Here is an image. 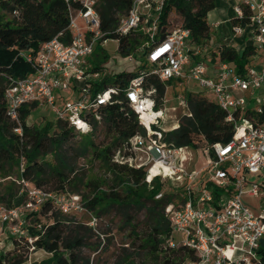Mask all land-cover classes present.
Returning <instances> with one entry per match:
<instances>
[{
  "label": "built area",
  "instance_id": "1",
  "mask_svg": "<svg viewBox=\"0 0 264 264\" xmlns=\"http://www.w3.org/2000/svg\"><path fill=\"white\" fill-rule=\"evenodd\" d=\"M70 10L69 31L71 41L63 43L58 37L43 44L37 51H20L19 55L29 63L33 71L20 78H11L5 91L8 115L19 121L20 109L32 103L52 106L53 112L68 121L83 134L91 130L86 116L95 113L112 101L114 94L124 93L125 101L137 114L146 130V136L137 134L129 139L123 150L114 155V162L143 169L149 183L154 178L168 181L173 188L184 191L183 199L166 208L173 236L171 248H188L195 252L197 260L183 264H252L264 239V210L256 214L245 205L242 198L260 195L264 185L250 180V174L264 171V101L252 106V98L264 88V0H242L235 8L242 18L244 9L250 13L256 62L239 74L233 63L222 62L213 74L205 63L194 59L188 48L191 31L182 26L169 29L164 39L156 40L160 15L167 0H136L130 13L120 19L116 33L127 35L139 28L150 37L147 63L151 70H142L123 88H106L96 96L93 84L100 78L94 72L90 57L97 45L107 40L101 29V18L96 8L97 0H65ZM79 3V8H73ZM241 34L243 29L235 27ZM263 53V58H261ZM255 63V64H254ZM156 76L164 83L176 80H193L209 92L217 104L227 112V120L234 124L236 136L226 144H214L206 148L207 163L200 170L188 172L192 158L186 153L188 147H177L164 140L165 98L157 108V90L145 87L147 79ZM168 90V85H167ZM77 95L74 102L67 101L63 111L56 106L62 93ZM61 93V94H59ZM258 98V97H256ZM179 107L186 108L190 116L187 95L178 96ZM248 112H251L249 115ZM15 132L22 135L21 127ZM214 151L215 158L209 156ZM20 175L22 166L18 169ZM23 197L20 204L7 209L0 206V260L9 252L8 244L29 245V255L37 251L34 246L39 235L31 234L30 228L39 233L45 231L44 223L33 222L35 214L48 217L41 210L50 204L53 210L64 215L87 213L84 199L77 194L56 193L44 187H34L23 178ZM218 190L219 195L215 192ZM159 194L157 198H161ZM92 217L90 226L98 225ZM182 234L176 241V234ZM26 261V262H27Z\"/></svg>",
  "mask_w": 264,
  "mask_h": 264
},
{
  "label": "trees",
  "instance_id": "2",
  "mask_svg": "<svg viewBox=\"0 0 264 264\" xmlns=\"http://www.w3.org/2000/svg\"><path fill=\"white\" fill-rule=\"evenodd\" d=\"M136 0H97L96 8L101 18V29L106 40H117L119 53L130 57L143 50L142 57L147 63L150 37L141 28L121 36L116 33L120 19L127 16ZM218 0H167L160 15L159 30L156 40L164 39L169 30V18L176 12L182 18V26L191 31V40L200 45L210 38L211 27L208 15L216 9ZM73 8H79L74 3ZM70 10L65 0H0V174L3 179H9L8 185L0 184V206L7 209L21 203L22 186L13 180L15 170L22 166L21 178L34 187H44L56 193L77 194L86 202L87 214L97 217L117 214L122 216L124 225L129 227L133 248L146 253L148 264H183L188 260H197L195 252L188 248H171L168 245L173 236L166 208L173 202L183 199L184 191L175 189L168 181L154 178L147 181L146 172L128 165L114 162V155L130 138L141 134L146 136V130L138 120L137 114L125 101L124 93L114 94L112 101L102 106L98 114L104 119L124 125L121 130L123 139L114 144L98 145L91 136V130L83 134L68 121L57 118L48 121L43 126H33L28 123L32 112L40 105L27 104L20 109L19 121H14L8 115L5 91L11 78L25 77L33 71L32 66L20 57V51H37L43 44L58 37L63 43L69 44ZM233 28L241 27L244 31L250 24V13L244 9L242 18L235 17ZM99 45L96 46L95 56ZM102 52L103 59L107 56ZM256 48L252 45L244 47L240 53L233 47L222 44L213 51L215 58L222 62L233 63L239 74H244L252 63ZM91 62V61H90ZM94 72L101 71V62L93 65ZM138 75V72L124 71L105 77L93 84L94 96L106 88H125ZM167 83L156 76L147 79L145 87H155L157 90V108L163 106L167 92ZM187 102L190 116L181 118L179 127L163 134L164 140L177 147H188L195 150L220 143L226 144L236 136L234 124L227 120V112L217 102L200 93L187 92ZM251 112H248L249 115ZM91 125L95 122V113L86 116ZM22 128V135L15 132ZM80 135L77 147H74L75 160L90 156L100 162L104 170L111 174L112 184L104 189L103 180L84 182L78 179L72 159L64 147ZM50 158V159H49ZM73 176V177H71ZM88 189V193L82 192ZM50 185V187H48ZM162 194L161 198H157ZM219 195L218 190L215 192ZM48 215L50 223L44 225L45 231L39 233L30 228L31 234L39 239L34 246L44 250L50 257L39 264H91L90 259L82 257L80 250L87 244L82 234L84 229L75 219H69L53 210L47 204L41 210ZM143 214L144 219L137 221L136 216ZM33 222H40L41 217L35 214ZM69 223H75L78 228L72 229ZM87 230L91 231L92 228ZM13 250L9 251L0 264H24L29 255V245L18 243L14 239ZM130 257L124 264H135ZM143 264V263H142ZM252 264H264V239L257 250V258Z\"/></svg>",
  "mask_w": 264,
  "mask_h": 264
},
{
  "label": "rangeland",
  "instance_id": "3",
  "mask_svg": "<svg viewBox=\"0 0 264 264\" xmlns=\"http://www.w3.org/2000/svg\"><path fill=\"white\" fill-rule=\"evenodd\" d=\"M169 21V29L176 28L182 24V18L176 12L171 14ZM101 47L107 56L106 59H103L102 55H100L102 52V50H100ZM118 48V41L109 39L104 45H99L95 56L90 57L89 60L93 65L101 62L99 81L105 77H112L115 74L128 70L134 72L151 70V66L144 62V58L142 57L143 50L137 51L136 54L130 57H123L119 53ZM215 49L213 48L208 54L213 55ZM261 58H263V53H261ZM204 63L208 65L210 64V61L207 60L204 61ZM187 92H193L196 94L200 93L213 100V96L198 86L193 80H184L183 85H180L176 80H172L168 83V90L166 92L164 104L165 119L162 123L164 129L171 130L176 128L181 118L187 114L186 108L179 107L178 100V96H184ZM76 98L77 95L66 92L62 93L61 96H58L57 98L56 106L64 111L66 109V102H74ZM263 101L264 88L257 91V95L252 98L250 103L254 107L261 104ZM57 118L58 117L53 112L52 106L43 104L32 112L28 119V123L33 126H43L48 121H56ZM123 128L124 125H119L111 120L104 119V117H100L99 119H95V122L91 125V136L98 145L114 144L123 139V134H121ZM79 139L80 135L73 142H69L64 147L67 155L73 160L72 164L75 168V173L78 179L83 180L84 182L93 179L99 181L103 180V188L108 189L112 184L113 177L104 170L100 162L94 160L90 156L80 157L78 160H75L74 147H77V141H79ZM122 144L123 143H120L118 145L121 150L124 148V145ZM186 153L192 158L187 170L188 172L200 170L206 165L207 155L204 150L187 148ZM209 156L215 158L214 151H210ZM20 178L21 175L17 169L13 175V180L19 183ZM249 178L260 185H264V171L260 174H250ZM9 181L11 180L8 178L3 179L0 174L1 185H8ZM76 184L79 185L82 192L88 193V189H83L78 181H76ZM48 187H50V185ZM242 201L256 214H259L261 210H264V188L261 189L259 196L250 197L245 195L242 198ZM68 217L71 221H73L72 219H75L84 228L82 229V234L87 245L80 250V253L82 257L90 259L91 264H124V262L128 261L130 257H132L131 261L135 264L149 263L146 253L133 248L130 229L124 225L122 216L115 213L103 215L96 226H90L93 216L91 217V215H88L87 213L70 214ZM136 219L137 221H142L144 219L143 214L141 213L137 215ZM41 221L44 224L51 222L49 217H42ZM69 224L72 229L78 228L75 223ZM87 228H92L93 230L89 231ZM175 236L176 241L178 242L180 241L182 234L177 233ZM13 248L14 247L11 244H8L6 247L8 251H12ZM48 257H50V254L46 251L37 250L30 255L29 261L24 264H39Z\"/></svg>",
  "mask_w": 264,
  "mask_h": 264
},
{
  "label": "crops",
  "instance_id": "4",
  "mask_svg": "<svg viewBox=\"0 0 264 264\" xmlns=\"http://www.w3.org/2000/svg\"><path fill=\"white\" fill-rule=\"evenodd\" d=\"M242 5V0H218L215 10L209 13L208 22L211 27L210 38L198 45L192 40L188 43V48L193 53L194 59L204 63L209 60L210 74H213L220 63L218 58L208 54L213 48H218L222 44L235 48L240 53L247 45L254 46L251 27H248L241 34H236L231 21L237 17L235 8ZM256 54L252 56L256 62ZM255 64V63H254Z\"/></svg>",
  "mask_w": 264,
  "mask_h": 264
}]
</instances>
